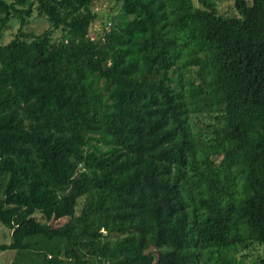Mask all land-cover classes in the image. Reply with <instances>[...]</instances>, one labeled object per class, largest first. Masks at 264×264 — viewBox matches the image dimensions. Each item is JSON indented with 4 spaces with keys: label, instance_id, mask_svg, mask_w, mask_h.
Segmentation results:
<instances>
[{
    "label": "trees",
    "instance_id": "16d2710c",
    "mask_svg": "<svg viewBox=\"0 0 264 264\" xmlns=\"http://www.w3.org/2000/svg\"><path fill=\"white\" fill-rule=\"evenodd\" d=\"M94 1L0 0V251L264 264V0Z\"/></svg>",
    "mask_w": 264,
    "mask_h": 264
},
{
    "label": "rangeland",
    "instance_id": "374dc122",
    "mask_svg": "<svg viewBox=\"0 0 264 264\" xmlns=\"http://www.w3.org/2000/svg\"><path fill=\"white\" fill-rule=\"evenodd\" d=\"M196 3L197 1L194 0ZM218 3V10L220 12L225 11L230 4H232V0H215ZM119 4L116 3L113 0H96L93 3V10L97 12L98 18L93 22L91 25V33L90 35L95 36V33H100L105 27L109 24V15H113L118 11ZM48 27L47 21L43 17H39L34 13V16H32L29 19V23L25 27V30L28 32H34V33H41L44 29ZM18 28V24L13 23L8 29L4 31L2 36L0 37V43H7L10 41ZM60 35L59 32H56L54 36L58 38ZM97 35V34H96ZM37 217H40V214L38 213ZM64 219H61V222H63ZM10 241V235L8 228L3 226L0 223V243H7ZM243 264H253L252 260L256 257L257 251H244L243 252ZM14 257V251L13 250H5L0 251V264H11L12 259ZM238 257H241L240 254H238ZM17 264H28L26 259L24 260H17Z\"/></svg>",
    "mask_w": 264,
    "mask_h": 264
}]
</instances>
